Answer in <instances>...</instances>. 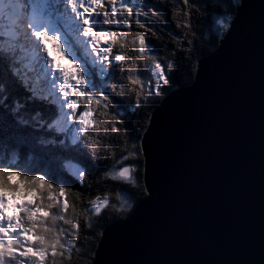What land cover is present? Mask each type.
I'll use <instances>...</instances> for the list:
<instances>
[{
	"label": "water",
	"instance_id": "95a60500",
	"mask_svg": "<svg viewBox=\"0 0 264 264\" xmlns=\"http://www.w3.org/2000/svg\"><path fill=\"white\" fill-rule=\"evenodd\" d=\"M147 197L92 264H264V0H241L142 140Z\"/></svg>",
	"mask_w": 264,
	"mask_h": 264
},
{
	"label": "snow or ice",
	"instance_id": "6c2138e0",
	"mask_svg": "<svg viewBox=\"0 0 264 264\" xmlns=\"http://www.w3.org/2000/svg\"><path fill=\"white\" fill-rule=\"evenodd\" d=\"M183 3L190 6V0ZM154 7L144 0H0V145H12L11 159L0 156V264H47L49 254L54 264L57 255L63 257L76 247L75 239L69 237H78L80 224L66 215L70 208L75 212L67 199L70 189L60 186L66 181L50 182L53 176L47 172L29 174L32 170L21 167L17 156L21 148L32 146L33 141L40 145L64 144L63 140H45L43 135H37L47 132H64L73 145L84 137L86 147L97 156L101 151L97 137L103 123L98 117L107 116L114 103L105 91L108 80L113 79L110 67L127 65L132 59L129 47L141 57L152 51L144 32L130 34L118 29H130L134 13L140 27L146 28L139 14L148 9L157 15ZM230 19L219 23L227 27ZM185 27H190V23ZM148 58L151 64L147 73L128 75L132 85L129 91L136 92L137 107L144 98L145 78L149 95L159 94L171 80L166 70L173 67L171 63L165 66L154 56ZM5 66L11 78L3 74ZM17 85L28 95H17ZM90 88L97 91L90 92ZM120 92L123 94V89ZM34 103H58L60 109L66 107L68 112L62 120L59 112L46 117L41 109L29 108ZM81 103L86 106L78 113ZM109 130L118 132L119 128L116 124L110 129L104 125L105 134ZM138 154L130 151L116 164L122 165ZM73 159L67 158V166L82 181L84 170L73 164ZM134 172L135 166H122L107 175L135 184ZM121 193L118 198L127 204ZM110 203L107 196L97 197L85 211L100 216ZM58 221L70 227L58 226Z\"/></svg>",
	"mask_w": 264,
	"mask_h": 264
},
{
	"label": "trees",
	"instance_id": "16d2710c",
	"mask_svg": "<svg viewBox=\"0 0 264 264\" xmlns=\"http://www.w3.org/2000/svg\"><path fill=\"white\" fill-rule=\"evenodd\" d=\"M144 3L150 7L155 6L153 10L157 12V15H153L152 11L145 9L139 14V20L151 30L141 28L134 13V18L129 21L131 28H120L118 31H126L130 34L144 32L152 51L141 57L138 52H133L129 47L127 51L132 59L127 62V65L123 68L119 65L110 67L113 79L108 80L105 91L110 94L114 103L108 109L107 116L98 117L103 123L100 135L97 137L101 141L99 145L101 151L97 156L94 157L86 147V138L80 137L78 143L73 145L71 137L64 132L37 133V135H43L45 140L55 139L57 142L63 140L64 144L40 145L33 141L32 146L21 148L17 156V163L21 167H29L32 170L29 174L47 172L53 176L50 182L55 183L57 179H62L66 183L60 186L70 189L67 199L74 206L75 212L70 208L66 215L78 220L79 235L76 238L69 237V239H75L76 247L72 248L70 253L65 252L63 257L57 255L54 258V264H92L104 230L110 225L124 222L145 200L147 191L144 181L142 140L152 115L168 95L194 82L200 61L210 56L220 46L236 16L241 0L239 3L235 0H190V6L185 5L183 0H144ZM140 7L143 8V4ZM186 12H190L191 15L186 16ZM124 15L126 16L127 13ZM227 17H231L227 27L220 25L219 21ZM189 23L190 27H185ZM117 51L118 47L113 48V53ZM149 55L160 60L165 66L169 63L173 65L171 69H166L171 80L168 85L162 86L159 94L153 92L149 95L150 88L145 78L144 98L140 100L137 107L136 92L129 91L132 85L128 81V75L147 73L151 64ZM3 74L11 78L10 73L7 72V66ZM17 87L19 88V85ZM114 88L115 91H113ZM121 89L123 94L120 92ZM88 91L95 92L97 89L90 88ZM17 95L26 96L28 93L24 92L23 88H19ZM44 95H47L45 91ZM71 98L75 99V97ZM85 106V103H81L77 112L82 111ZM29 108L33 111L37 108L41 109L46 117L57 112L60 113L61 120L64 117L58 103L54 106L34 103L29 105ZM66 111L68 112V109ZM112 124H116L119 131L109 130L105 134L104 125L110 129ZM130 151L139 154L123 161L122 165L116 164L117 160L128 155ZM0 156L11 159L12 145H0ZM67 158H74L73 164H78L84 170L82 181L74 174L72 168H68ZM122 166H135L133 173L136 178L135 184L109 178L108 173L114 174ZM118 193L127 200V204L121 203ZM105 196L111 203L104 208L100 216L93 215L91 211H85L89 208L91 201L97 197L103 199ZM48 223L51 224L50 219ZM57 224L64 228L70 227L63 225L62 221H58ZM47 264H53L50 254Z\"/></svg>",
	"mask_w": 264,
	"mask_h": 264
},
{
	"label": "rangeland",
	"instance_id": "374dc122",
	"mask_svg": "<svg viewBox=\"0 0 264 264\" xmlns=\"http://www.w3.org/2000/svg\"><path fill=\"white\" fill-rule=\"evenodd\" d=\"M220 25H221V24H220ZM66 110H67V108H66V109H62V111H63L64 114L67 113ZM68 168L70 169V167H68ZM72 170H73V169H72Z\"/></svg>",
	"mask_w": 264,
	"mask_h": 264
}]
</instances>
